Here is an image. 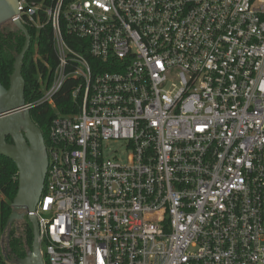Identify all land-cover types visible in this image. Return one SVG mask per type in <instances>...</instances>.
Masks as SVG:
<instances>
[{"label": "built area", "instance_id": "1", "mask_svg": "<svg viewBox=\"0 0 264 264\" xmlns=\"http://www.w3.org/2000/svg\"><path fill=\"white\" fill-rule=\"evenodd\" d=\"M18 4L58 58L43 264H264V0Z\"/></svg>", "mask_w": 264, "mask_h": 264}, {"label": "water", "instance_id": "2", "mask_svg": "<svg viewBox=\"0 0 264 264\" xmlns=\"http://www.w3.org/2000/svg\"><path fill=\"white\" fill-rule=\"evenodd\" d=\"M19 0H0V26L20 13ZM15 25L25 35V43L15 56L14 70L10 75V86L0 81V155L11 158L18 168V191L12 203L13 211L8 220V237L16 221L25 219L34 212L41 199L48 170V153L41 128L34 122L27 108L25 97L26 81L22 74L26 52L30 48L31 36L21 20ZM11 137L12 142L7 141ZM33 225V246L24 259L11 260L8 252L5 260L13 264H43L39 243V225L36 216L30 215Z\"/></svg>", "mask_w": 264, "mask_h": 264}, {"label": "trees", "instance_id": "3", "mask_svg": "<svg viewBox=\"0 0 264 264\" xmlns=\"http://www.w3.org/2000/svg\"><path fill=\"white\" fill-rule=\"evenodd\" d=\"M43 8L52 4L53 0H36ZM41 22L46 21L44 12L40 13ZM31 36V44L26 52L23 62L22 74L26 81L25 97L30 102L39 98L48 87L52 72L58 63L54 48L53 29L50 24L41 28L25 24ZM71 38L68 36V39ZM25 43V35L19 31L0 32V81L6 87L10 86V75L14 70L15 56L21 52ZM70 43L75 46L71 41ZM77 45V44H76ZM76 47H79L78 45ZM41 77V78H40ZM59 105V101H58ZM55 109L49 106H40L31 110L34 122L41 128L45 142L48 143L50 122L55 114ZM8 142L11 140H7ZM18 168L9 157L0 155V234L8 227V220L13 211L12 203L18 191ZM26 220V242L16 236L15 229L10 230V249L8 256L11 260L24 259L29 249L33 246V225Z\"/></svg>", "mask_w": 264, "mask_h": 264}, {"label": "rangeland", "instance_id": "4", "mask_svg": "<svg viewBox=\"0 0 264 264\" xmlns=\"http://www.w3.org/2000/svg\"><path fill=\"white\" fill-rule=\"evenodd\" d=\"M20 29L14 24L10 23V22H4L1 24L0 26V32H11V31H19ZM21 31V30H20ZM22 32V31H21ZM0 197L3 198L4 196L2 194H0ZM12 229H16V225L14 224L12 226ZM18 232H21L20 230Z\"/></svg>", "mask_w": 264, "mask_h": 264}, {"label": "flooded vegetation", "instance_id": "5", "mask_svg": "<svg viewBox=\"0 0 264 264\" xmlns=\"http://www.w3.org/2000/svg\"><path fill=\"white\" fill-rule=\"evenodd\" d=\"M8 139H9V140H11V141H9V142H12V139H11V137H9V136H8V137H7V140H8Z\"/></svg>", "mask_w": 264, "mask_h": 264}]
</instances>
